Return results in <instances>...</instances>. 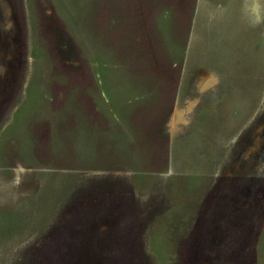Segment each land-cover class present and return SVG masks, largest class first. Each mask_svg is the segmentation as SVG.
<instances>
[{
	"label": "rangeland",
	"instance_id": "1",
	"mask_svg": "<svg viewBox=\"0 0 264 264\" xmlns=\"http://www.w3.org/2000/svg\"><path fill=\"white\" fill-rule=\"evenodd\" d=\"M0 264H264V0H0Z\"/></svg>",
	"mask_w": 264,
	"mask_h": 264
},
{
	"label": "bare ground",
	"instance_id": "2",
	"mask_svg": "<svg viewBox=\"0 0 264 264\" xmlns=\"http://www.w3.org/2000/svg\"><path fill=\"white\" fill-rule=\"evenodd\" d=\"M212 71V70H211ZM203 75V74H202ZM213 73L204 74L201 78V80L198 82V87L201 91H205L206 89L210 88L214 84L217 83V78ZM180 100V99H179ZM198 99L191 98L185 101V103H177L170 115L171 118H169V126L172 128V130L182 123L188 122L189 114L191 113L194 106H196V102ZM181 101V100H180ZM183 102V101H181Z\"/></svg>",
	"mask_w": 264,
	"mask_h": 264
}]
</instances>
